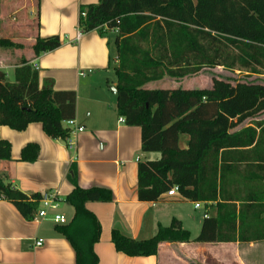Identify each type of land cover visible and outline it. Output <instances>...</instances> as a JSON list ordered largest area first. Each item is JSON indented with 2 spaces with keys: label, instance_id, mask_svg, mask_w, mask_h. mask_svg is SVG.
<instances>
[{
  "label": "trees",
  "instance_id": "trees-1",
  "mask_svg": "<svg viewBox=\"0 0 264 264\" xmlns=\"http://www.w3.org/2000/svg\"><path fill=\"white\" fill-rule=\"evenodd\" d=\"M78 28L82 35L102 28L115 32L117 114L126 126L140 130L142 153L160 155L137 164V200L156 203L177 187L187 201L209 202L215 211L193 241L177 220L146 240L113 228L114 250L150 257L162 243L263 241L264 119H253L264 114V0H99L80 6ZM59 46L57 36L36 38L32 50L38 57ZM0 47L18 46L1 39ZM216 68L245 75L212 77L210 88H147ZM75 105L74 91L54 90L51 79L40 83L25 60L14 69L12 83L0 71V127L20 132L39 123L48 138L66 140L65 123L74 119ZM247 120L252 126L236 130ZM181 135L188 137L185 150L178 147ZM37 155L38 146L28 144L20 160L33 162ZM9 159L10 144L0 139V161ZM242 162L250 165L240 169ZM68 180L73 188L65 202L73 216L57 229L73 250L74 264H98L93 248L101 227L85 204L108 203L112 194L78 187L73 169ZM0 199L20 203L28 198L0 176Z\"/></svg>",
  "mask_w": 264,
  "mask_h": 264
},
{
  "label": "crops",
  "instance_id": "crops-1",
  "mask_svg": "<svg viewBox=\"0 0 264 264\" xmlns=\"http://www.w3.org/2000/svg\"><path fill=\"white\" fill-rule=\"evenodd\" d=\"M91 1L0 0V40L18 46L0 47V71L5 73L6 81L12 83L14 69L21 60L27 61L38 72L40 83L43 79H51L54 90L76 93L73 120L77 126L83 127L82 133H76L68 140L48 138L39 123L29 124L20 132L0 127V139L10 144V159L0 161V176L28 198L20 203L0 199V264H74L70 244L58 231L59 225L49 218L53 212L67 218V223L72 219L73 209L65 202L73 188L68 180L71 169L75 171L78 187L104 188L112 194L108 203L85 204L101 227L99 241L93 248L98 264H250L249 257L264 250V240L162 243L157 254L150 257H127L114 250L111 242L113 228L134 240H146L159 227H168L172 220H177L193 241L199 235L203 221L213 217L215 211L209 202H190L180 194L173 198L163 194L156 203L137 200V164L141 162L142 153L140 130L119 122L122 118L117 114L116 100L113 104L97 94L83 91L82 83L77 79V76H84L80 69H100L107 63L109 42L99 30L74 40L76 32L80 31L79 8L97 4L99 0L97 3ZM27 7H35L37 11L33 26L20 15ZM51 36L60 38L59 48L35 57L32 47L36 38ZM88 82H91L90 77L85 82L90 87ZM262 119L264 114L253 120ZM250 123L247 120L236 130L252 126ZM187 142L188 137L181 135L178 147L185 150ZM28 144L38 146V155L33 162L20 160L21 150ZM239 165L243 169L250 162ZM48 192L56 194V209L48 210L45 218H38L42 204L30 196ZM180 203H198L199 208H203V215L198 217L195 213L180 211L178 205H174ZM194 204L193 211L198 210L194 209ZM37 241L42 242L40 247L34 246Z\"/></svg>",
  "mask_w": 264,
  "mask_h": 264
},
{
  "label": "rangeland",
  "instance_id": "rangeland-1",
  "mask_svg": "<svg viewBox=\"0 0 264 264\" xmlns=\"http://www.w3.org/2000/svg\"><path fill=\"white\" fill-rule=\"evenodd\" d=\"M97 1L98 0H92L91 2L97 3ZM20 15L23 16L32 26H33V21L37 19V11L35 7H27V9L21 12ZM99 33L103 34L104 37L109 42L108 53L106 58L107 63H105L104 65L102 64V66L104 67H100V69H93L91 67L87 69H80V71L84 73V76L83 77L77 76V79H80L82 83L81 89L83 91L88 92L89 94H97V96L103 98L104 100H108V102H113V104H115L116 95L112 91L115 88L117 82L114 73V68L116 65V55H117L116 46L114 44L115 32L112 30H107L105 28H102L100 29ZM88 71L90 72L88 73ZM244 75H245L244 72L240 74V72L237 70L234 73H230L223 70L222 68L204 69L198 74L190 76L182 81H174L165 78L161 82L151 83L150 85L147 86V88L149 89L151 88L173 89L176 87H183L185 89L210 88L212 77L234 78L240 80L242 79V77H244ZM89 77L91 78V82H88L90 87H88V85L87 86L85 85L86 84L85 82ZM261 78H264V76ZM261 81L264 82V79H262ZM140 155L141 157L139 158L141 159V162H144L146 160L154 161L159 159V154L157 153H140ZM193 204L194 203H180L174 205H178V209L182 212L195 213V215L201 217L203 215V208L200 207L198 210L193 211L192 209ZM53 215H54L53 212L50 213L49 218L52 219ZM259 253L260 254L257 256L252 255L249 257L250 264H264V250L260 251Z\"/></svg>",
  "mask_w": 264,
  "mask_h": 264
},
{
  "label": "built area",
  "instance_id": "built-area-1",
  "mask_svg": "<svg viewBox=\"0 0 264 264\" xmlns=\"http://www.w3.org/2000/svg\"><path fill=\"white\" fill-rule=\"evenodd\" d=\"M82 17L84 16V13L81 14ZM82 34L80 31H77L75 34V41H78L81 38ZM119 122H124L123 119H119ZM65 125L68 127L69 131H70V135L69 137L66 139L68 140L72 135L76 134V133H82L83 132V127L81 126H77L74 122V120H69L65 123ZM69 147H71V143L68 142ZM179 195L178 193V188L177 187H173L171 190L167 191L165 193V196L168 198H173L175 196ZM39 201L42 204V210H40L38 212V218H45L47 216V211L48 210H54L56 209V204H57V200H56V194L55 192H48V193H44L42 195H40L39 197ZM199 208V204L195 203L194 204V209H198ZM55 224L61 226V225H66L67 221L66 219L62 216V215H58V214H54L52 219H51ZM42 245L41 241H37L35 242L34 246L35 247H40Z\"/></svg>",
  "mask_w": 264,
  "mask_h": 264
},
{
  "label": "water",
  "instance_id": "water-1",
  "mask_svg": "<svg viewBox=\"0 0 264 264\" xmlns=\"http://www.w3.org/2000/svg\"><path fill=\"white\" fill-rule=\"evenodd\" d=\"M112 91L115 93L116 92L115 88Z\"/></svg>",
  "mask_w": 264,
  "mask_h": 264
}]
</instances>
